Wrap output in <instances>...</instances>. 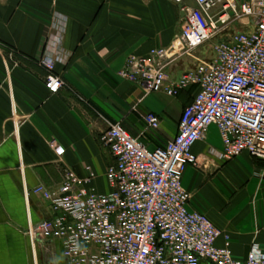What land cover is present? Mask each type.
I'll return each instance as SVG.
<instances>
[{
	"label": "crops",
	"instance_id": "1",
	"mask_svg": "<svg viewBox=\"0 0 264 264\" xmlns=\"http://www.w3.org/2000/svg\"><path fill=\"white\" fill-rule=\"evenodd\" d=\"M181 13L175 0H0V264H68L60 241L33 235L55 217L34 190L57 189L66 171L85 177L92 170L97 191L108 193L113 160L100 140L105 120L122 123L149 150L175 138L194 88L177 97L148 93L119 72L131 56L171 47ZM203 50L169 66L171 80L209 61L212 52ZM41 56L56 61L65 82L57 94L45 86ZM147 114L160 119L158 130L146 129ZM52 141L64 147L63 157ZM193 153L201 167L189 166L183 177L189 209L222 231L219 247L229 237L236 259L245 260L253 243L264 249V179L256 177L264 162L247 153L223 159L215 125Z\"/></svg>",
	"mask_w": 264,
	"mask_h": 264
},
{
	"label": "built area",
	"instance_id": "2",
	"mask_svg": "<svg viewBox=\"0 0 264 264\" xmlns=\"http://www.w3.org/2000/svg\"><path fill=\"white\" fill-rule=\"evenodd\" d=\"M175 1L184 17L174 44L145 57L131 56L119 72L121 79L144 86L148 93L177 97L197 88L175 138L149 150L122 123L105 120L108 128L100 140L113 160L105 173L108 193L97 191L92 170L85 177L66 171L57 189L34 190L55 217L40 223L33 235L60 241L68 264H264L258 243L245 260L234 257L229 237L219 247L222 231L206 215L189 209L191 195L183 186L186 169L201 167L193 147L206 140L213 125L220 132L223 159L247 153L264 162V1ZM238 23L252 28L213 43L209 61L171 80L169 66ZM37 62L47 72V90L57 94L65 82L56 72V61L41 56ZM144 121L147 130L160 128L154 114L145 115ZM50 147L57 157L65 155L56 141ZM256 177L264 179V167Z\"/></svg>",
	"mask_w": 264,
	"mask_h": 264
},
{
	"label": "rangeland",
	"instance_id": "3",
	"mask_svg": "<svg viewBox=\"0 0 264 264\" xmlns=\"http://www.w3.org/2000/svg\"><path fill=\"white\" fill-rule=\"evenodd\" d=\"M261 1H264V0H261ZM244 23H246V21H244ZM251 28H252L251 26H244V25L239 24V23H238V24H234L233 26H231V29H230V31H229L228 34L216 38L213 42L208 43L206 46L209 47L210 52H211V49H212V45H213V43L218 42V41H221V40H226V39H228V37H229L231 34H233L234 32H235V33L246 32L247 30H250ZM206 46L203 47V48H201V49H204L203 52H206V50H207V47H206ZM210 52L208 51L209 54H210ZM193 90H195V89H193ZM195 91H196V90H195Z\"/></svg>",
	"mask_w": 264,
	"mask_h": 264
},
{
	"label": "water",
	"instance_id": "4",
	"mask_svg": "<svg viewBox=\"0 0 264 264\" xmlns=\"http://www.w3.org/2000/svg\"><path fill=\"white\" fill-rule=\"evenodd\" d=\"M181 16L184 17V13H183V12L181 13ZM200 63H201V62H200ZM200 63H199V64H200ZM199 64H198V65H199ZM194 69L196 70V67H195ZM194 69H193V70H194Z\"/></svg>",
	"mask_w": 264,
	"mask_h": 264
},
{
	"label": "trees",
	"instance_id": "5",
	"mask_svg": "<svg viewBox=\"0 0 264 264\" xmlns=\"http://www.w3.org/2000/svg\"><path fill=\"white\" fill-rule=\"evenodd\" d=\"M211 52H212V49H211ZM195 90H197V88L196 87H193Z\"/></svg>",
	"mask_w": 264,
	"mask_h": 264
}]
</instances>
